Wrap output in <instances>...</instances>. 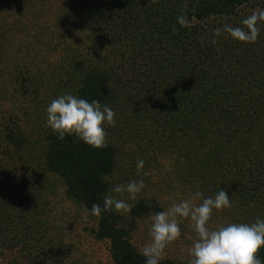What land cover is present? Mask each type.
Here are the masks:
<instances>
[{"label": "trees", "instance_id": "16d2710c", "mask_svg": "<svg viewBox=\"0 0 264 264\" xmlns=\"http://www.w3.org/2000/svg\"><path fill=\"white\" fill-rule=\"evenodd\" d=\"M257 9L264 0H0V264H145L151 217L198 191L231 201L210 229L264 220V23L255 43L223 32ZM63 94L115 112L106 148L48 127ZM133 180L146 187L125 194L131 212L91 215ZM178 219L160 264L194 258V223Z\"/></svg>", "mask_w": 264, "mask_h": 264}, {"label": "clouds", "instance_id": "9594fccd", "mask_svg": "<svg viewBox=\"0 0 264 264\" xmlns=\"http://www.w3.org/2000/svg\"><path fill=\"white\" fill-rule=\"evenodd\" d=\"M178 22L186 26L185 16L178 17ZM264 23V10H253L241 22L242 26L233 27L225 24L223 32L234 40L255 43ZM175 31V29H174ZM221 35V29L214 31V36ZM216 43V39L212 40ZM115 112L99 100L91 102L72 94H63L53 99L47 108V125L60 140L75 136L94 149L108 146L107 132L103 125L115 127ZM145 161H137V175L141 174ZM149 175L148 172L143 173ZM146 185L143 180H133L127 184H118L103 197V208L93 204L91 215L100 217L102 212H131L132 207L125 199L136 200L137 194ZM115 193V195H113ZM202 199V203L193 201ZM231 201L227 192L220 189L214 197L203 198L202 192H196L188 200L173 204L168 210L155 213L151 219L150 241L142 249L145 264H160L165 249L181 236L178 218H188L194 223L197 239L191 250L194 257L189 264H264L258 253L264 248V220L257 218L254 223H232L218 229L208 227L213 210L230 208Z\"/></svg>", "mask_w": 264, "mask_h": 264}, {"label": "rangeland", "instance_id": "374dc122", "mask_svg": "<svg viewBox=\"0 0 264 264\" xmlns=\"http://www.w3.org/2000/svg\"><path fill=\"white\" fill-rule=\"evenodd\" d=\"M2 104H4V103L2 102Z\"/></svg>", "mask_w": 264, "mask_h": 264}]
</instances>
